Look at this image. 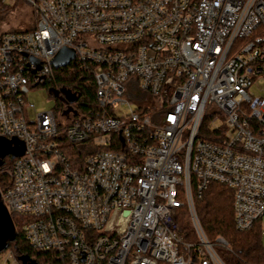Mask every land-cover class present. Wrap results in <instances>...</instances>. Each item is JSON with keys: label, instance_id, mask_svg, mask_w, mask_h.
Masks as SVG:
<instances>
[{"label": "built area", "instance_id": "built-area-1", "mask_svg": "<svg viewBox=\"0 0 264 264\" xmlns=\"http://www.w3.org/2000/svg\"><path fill=\"white\" fill-rule=\"evenodd\" d=\"M24 2L33 29L0 32V140L25 149L0 200L27 219L28 246L61 264H224L215 248L228 244L207 240L194 198L217 183L236 231L263 220L264 95L250 91L264 92V0ZM62 49L90 72L95 109L57 90L63 111L31 120L29 90ZM203 125L215 142L198 139ZM63 141L82 146L79 163ZM182 209L195 242L176 230Z\"/></svg>", "mask_w": 264, "mask_h": 264}, {"label": "trees", "instance_id": "trees-1", "mask_svg": "<svg viewBox=\"0 0 264 264\" xmlns=\"http://www.w3.org/2000/svg\"><path fill=\"white\" fill-rule=\"evenodd\" d=\"M1 11V10H0ZM23 30L17 32H29ZM41 86L48 89L49 92L57 90L70 89L76 95L68 97V103L74 104V108L83 114H88L90 110L95 109V84L90 72L81 69L76 64H71L66 68L53 69L52 77L45 81ZM74 99L75 101H72ZM60 109L56 113L63 111L65 105L61 101ZM206 130L205 125L201 127L198 139L215 142L211 132ZM63 150L67 155H71L73 165L79 163L82 146L62 143ZM11 166L12 160L7 158L4 165L0 167V173L4 169H9L6 177L0 175V192L3 193L11 184ZM6 179V181H3ZM194 210L199 225L211 243H214L217 237L223 238L228 244V248H215V252L224 264H264V249L261 241L262 220L256 222L253 227L246 232H238L234 226L233 216V194L232 192L217 183L209 185L208 189L202 194L201 198H194ZM185 211V210H184ZM179 210L176 216V230L186 242L195 240V233L191 230L189 221L183 223L180 216L185 217V212ZM180 215V216H179ZM16 238L14 242L9 243L6 252L12 256L15 264H22L21 257L28 258L26 264H61L59 258L54 253H43L32 250L22 233L21 225L27 221L22 216H11Z\"/></svg>", "mask_w": 264, "mask_h": 264}, {"label": "rangeland", "instance_id": "rangeland-1", "mask_svg": "<svg viewBox=\"0 0 264 264\" xmlns=\"http://www.w3.org/2000/svg\"><path fill=\"white\" fill-rule=\"evenodd\" d=\"M0 32H12V31H23V30H32L35 25V15L32 9L24 2V0H17L16 3L9 7V8H2L0 7ZM255 96H261L264 95V92H259L256 87H253V89L250 91ZM145 96H142V98ZM27 100L30 104L34 106V111H29V116L31 120L34 118V114L47 112L50 110H61L60 105L62 104L60 100H58L55 97H52L49 95V91L44 86H37L34 88H30L29 93L27 95ZM217 126L219 127L220 124L217 123ZM10 158V157H7ZM8 173L9 169H4L0 175ZM1 175V177H3ZM7 174H4L6 177ZM3 181H6L4 179ZM184 211V209H182ZM181 210V211H182ZM185 217L180 216V219L183 223L187 224L189 221L191 230H193L190 218L186 210L184 211ZM262 232H261V241L262 246L264 249V217L262 220ZM22 229V225H21ZM196 239L192 242H195ZM6 258H8L10 261L7 264H13L12 256L9 252L3 251L0 253V264H4Z\"/></svg>", "mask_w": 264, "mask_h": 264}, {"label": "water", "instance_id": "water-1", "mask_svg": "<svg viewBox=\"0 0 264 264\" xmlns=\"http://www.w3.org/2000/svg\"><path fill=\"white\" fill-rule=\"evenodd\" d=\"M74 59V52L70 49H62L51 60L53 69H62L70 65ZM56 95V94H55ZM72 101H75L72 99ZM24 144L17 139L0 140V167L2 161L10 157L11 160L20 158L24 154ZM16 238L15 228L12 219L0 200V253L6 251L9 243L14 242ZM22 264H26L28 258L21 257L19 259Z\"/></svg>", "mask_w": 264, "mask_h": 264}, {"label": "flooded vegetation", "instance_id": "flooded-vegetation-1", "mask_svg": "<svg viewBox=\"0 0 264 264\" xmlns=\"http://www.w3.org/2000/svg\"><path fill=\"white\" fill-rule=\"evenodd\" d=\"M6 159H7V158H5V159L2 161V166L4 165V163H5ZM2 166H1V167H2Z\"/></svg>", "mask_w": 264, "mask_h": 264}]
</instances>
